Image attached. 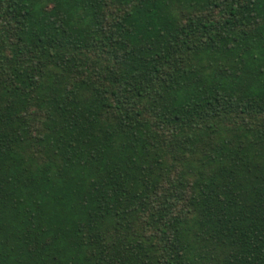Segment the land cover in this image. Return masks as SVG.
<instances>
[{
  "label": "trees",
  "instance_id": "trees-1",
  "mask_svg": "<svg viewBox=\"0 0 264 264\" xmlns=\"http://www.w3.org/2000/svg\"><path fill=\"white\" fill-rule=\"evenodd\" d=\"M0 264H264V0H0Z\"/></svg>",
  "mask_w": 264,
  "mask_h": 264
}]
</instances>
